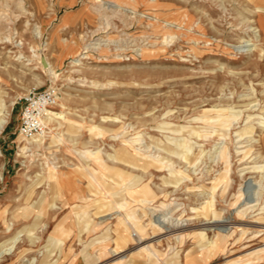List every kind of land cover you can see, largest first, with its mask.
<instances>
[{
  "label": "rangeland",
  "instance_id": "rangeland-1",
  "mask_svg": "<svg viewBox=\"0 0 264 264\" xmlns=\"http://www.w3.org/2000/svg\"><path fill=\"white\" fill-rule=\"evenodd\" d=\"M49 85L63 115L23 149ZM0 98V264H264V0H0Z\"/></svg>",
  "mask_w": 264,
  "mask_h": 264
},
{
  "label": "bare ground",
  "instance_id": "bare-ground-1",
  "mask_svg": "<svg viewBox=\"0 0 264 264\" xmlns=\"http://www.w3.org/2000/svg\"><path fill=\"white\" fill-rule=\"evenodd\" d=\"M248 27H249V25H248ZM250 30L253 31L255 39L258 40V39L261 38V34H262L261 33V28L258 25L257 26L256 25L255 26L254 25L253 26L250 25ZM236 47H237V49H238L239 52H247V53H251L255 48H258L257 43L256 42H250V39H247V40H244V41L242 40V43L239 44ZM2 101L3 100L0 98V130H2L5 127V125L7 124L8 120H9V117H10V107L8 105H6V104H2ZM50 112H51L50 114L47 112V115L44 118V123H45V121H47L48 123H49V121H54V120H56V117L63 115L62 114V111H57V110H54V109H50ZM261 123H262V127L264 128V119L261 121ZM45 126L47 127L46 124H45ZM253 128H254L253 126L247 127V129H249L248 131H253ZM258 141H259V139H257V141H255V142H258ZM41 143H42V138H40V139L39 138H36V137H33L32 139L27 138V144L23 147V149L29 148V145L30 144L32 145V144H41ZM133 155H135V154H133ZM134 157H136V156H134ZM134 157H132V158L134 160H136V158H134ZM136 162L137 161H133L132 164L133 165H136ZM151 163H144V165H143L144 168L145 169H148L151 166ZM160 167L162 168L163 165L162 166L160 165ZM104 169H105V171H106V169H107V171H110L108 168H105L104 167ZM89 171H90V173L92 174V176L95 179L96 178L98 180L100 179L101 175L99 176V175L96 174V169L95 168L92 167V169L90 168ZM75 174H77V173L75 172ZM105 175H107V178L108 179L110 178L109 172L106 173ZM67 176H68V174H67ZM165 182H169V181L166 180ZM107 185L109 186V187H107V189L110 191L111 190L110 189V186H112V185L110 183L107 184ZM259 186H260V181H258L256 178L248 177L247 179H245V181L243 182V188H242L241 195H240L245 200L244 201V204L245 205H248L249 207L254 205V201H255L254 197L260 193V191H258V187ZM92 188H94V187H92ZM141 189L143 191H145V193H147V194L149 192L153 191V189L150 187L149 183H147V182L145 184H143V186L141 187ZM76 197H77V195H76ZM160 221H161L160 218H156L155 219V222H158L157 223L158 224L157 226H159V222ZM123 222L124 221L122 220L121 223H117V227L115 228V232H116L115 242H116V245L117 246H116L114 252L115 251H118L120 249L121 242L124 243V242L130 240L131 238L132 239H136L137 238V235H139L137 231L134 232V231L130 230L125 225H123V227H121V225L123 224ZM225 222L226 221H223V220H221V221L220 220L219 221L216 220V221H214V223L208 224V226L209 227H222L223 225H225ZM215 244H217V243L215 242L213 244V246ZM216 249H217V246L215 245L214 246V250L216 251ZM145 250H146V252L148 251L147 253H148V256H149V258L146 257L145 260L146 261L147 260H151L152 261L153 260L152 255L155 254L156 251L149 244L145 246ZM168 263L169 264H176L175 261L172 260V259L169 260Z\"/></svg>",
  "mask_w": 264,
  "mask_h": 264
},
{
  "label": "built area",
  "instance_id": "built-area-1",
  "mask_svg": "<svg viewBox=\"0 0 264 264\" xmlns=\"http://www.w3.org/2000/svg\"><path fill=\"white\" fill-rule=\"evenodd\" d=\"M60 100V90L57 86L49 85L43 89L32 88L23 96L18 97L21 106L19 134L32 139L45 133L44 118L48 110L54 109Z\"/></svg>",
  "mask_w": 264,
  "mask_h": 264
},
{
  "label": "water",
  "instance_id": "water-1",
  "mask_svg": "<svg viewBox=\"0 0 264 264\" xmlns=\"http://www.w3.org/2000/svg\"><path fill=\"white\" fill-rule=\"evenodd\" d=\"M42 62H43V64H44V65H46V64H47V62H46V60H45V57H44V56L42 57Z\"/></svg>",
  "mask_w": 264,
  "mask_h": 264
}]
</instances>
